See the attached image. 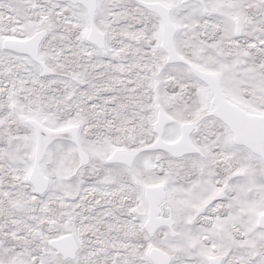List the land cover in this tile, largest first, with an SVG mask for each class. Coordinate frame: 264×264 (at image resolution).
Segmentation results:
<instances>
[{
  "label": "snow or ice",
  "instance_id": "snow-or-ice-1",
  "mask_svg": "<svg viewBox=\"0 0 264 264\" xmlns=\"http://www.w3.org/2000/svg\"><path fill=\"white\" fill-rule=\"evenodd\" d=\"M0 264H264V0H0Z\"/></svg>",
  "mask_w": 264,
  "mask_h": 264
}]
</instances>
